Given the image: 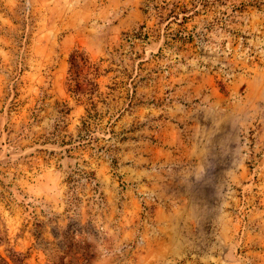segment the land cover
<instances>
[{
  "label": "rangeland",
  "instance_id": "rangeland-1",
  "mask_svg": "<svg viewBox=\"0 0 264 264\" xmlns=\"http://www.w3.org/2000/svg\"><path fill=\"white\" fill-rule=\"evenodd\" d=\"M0 264H264V0H0Z\"/></svg>",
  "mask_w": 264,
  "mask_h": 264
},
{
  "label": "trees",
  "instance_id": "trees-1",
  "mask_svg": "<svg viewBox=\"0 0 264 264\" xmlns=\"http://www.w3.org/2000/svg\"><path fill=\"white\" fill-rule=\"evenodd\" d=\"M180 32V33H179ZM179 32L176 34L178 36H176V38H178L181 41H188L189 38H191L192 35H188V37H186V35H184V33L182 34L183 30H179ZM172 38V36H169ZM174 39V37L172 38Z\"/></svg>",
  "mask_w": 264,
  "mask_h": 264
}]
</instances>
